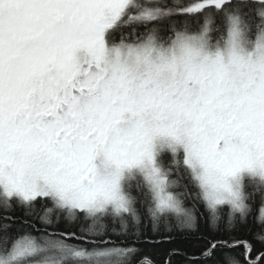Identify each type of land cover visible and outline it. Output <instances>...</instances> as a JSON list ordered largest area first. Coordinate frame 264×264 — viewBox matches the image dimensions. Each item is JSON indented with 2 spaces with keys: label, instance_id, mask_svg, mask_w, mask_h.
<instances>
[{
  "label": "snow or ice",
  "instance_id": "snow-or-ice-1",
  "mask_svg": "<svg viewBox=\"0 0 264 264\" xmlns=\"http://www.w3.org/2000/svg\"><path fill=\"white\" fill-rule=\"evenodd\" d=\"M177 237L264 264V0H0V264Z\"/></svg>",
  "mask_w": 264,
  "mask_h": 264
},
{
  "label": "trees",
  "instance_id": "trees-1",
  "mask_svg": "<svg viewBox=\"0 0 264 264\" xmlns=\"http://www.w3.org/2000/svg\"><path fill=\"white\" fill-rule=\"evenodd\" d=\"M240 236H243V233L238 234ZM161 237H156V240H161ZM211 239V237H209ZM152 242L149 241L147 245H142L144 247V251L147 255L150 256L151 259H153L154 264H165V261L168 259L166 256V253L174 250H184L187 251L189 254H192L196 252L199 245L194 244L193 242L189 241L188 238L184 237H177L175 242H170L167 240H164L162 243L159 244V246L153 247L151 246ZM242 249H237L235 254H238ZM176 257H172V264H176Z\"/></svg>",
  "mask_w": 264,
  "mask_h": 264
}]
</instances>
